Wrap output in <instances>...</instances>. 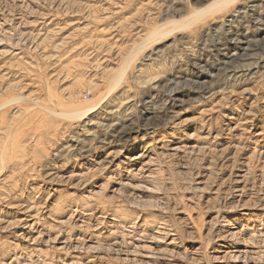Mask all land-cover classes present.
I'll list each match as a JSON object with an SVG mask.
<instances>
[{
	"label": "rangeland",
	"instance_id": "obj_1",
	"mask_svg": "<svg viewBox=\"0 0 264 264\" xmlns=\"http://www.w3.org/2000/svg\"><path fill=\"white\" fill-rule=\"evenodd\" d=\"M209 1L0 0V264H264V0Z\"/></svg>",
	"mask_w": 264,
	"mask_h": 264
},
{
	"label": "bare ground",
	"instance_id": "obj_2",
	"mask_svg": "<svg viewBox=\"0 0 264 264\" xmlns=\"http://www.w3.org/2000/svg\"><path fill=\"white\" fill-rule=\"evenodd\" d=\"M235 0H211V1H209L208 3H206V4H204V6L201 8V9H199V10H197V11H194V12H191V13H189L184 19H182V20H180L179 22L176 20V21H174V20H172V19H168L166 22L169 24V23H172L171 25L173 26L172 28L173 29H175V28H177V30L176 31H178L179 30V28H180V23L181 24H183V26H185V27H187L188 25L189 26H195L197 23H199L202 19H204V17H206L207 15L208 16H215L216 14H218V13H220L222 10H224L225 8L227 9V7L230 5V4H232L233 2H234ZM168 13V12H167ZM166 18V17H165ZM261 20V19H260ZM262 21V20H261ZM177 22V23H176ZM259 22V21H258ZM169 26V25H168ZM162 26H158V27H156V29H162L161 28ZM166 27V26H165ZM182 29H184V27H182ZM181 29V30H182ZM172 30V29H171ZM170 31V30H169ZM168 32V31H167ZM167 32L165 33V34H167ZM170 32H173V31H170ZM168 33V34H172V33ZM174 33V32H173ZM158 34H159V32H158V30H155V31H152V33H151V39L149 38V40H153V38L155 37V39L157 38V36H158ZM163 35V34H162ZM161 36V35H160ZM148 37H150V36H148ZM147 37V38H148ZM146 38V39H147ZM159 38V37H158ZM149 42V41H148ZM155 42V41H154ZM150 45V44H149ZM140 46V45H139ZM140 48V47H139ZM141 49V48H140ZM140 49H137V50H139L140 51ZM136 50V51H137ZM136 55V52H135V54H134V56ZM134 58V57H133ZM133 58H132V60H133ZM259 59V58H258ZM131 60V61H132ZM264 60V59H263ZM130 62V61H129ZM128 62V63H129ZM257 62L258 61H256L255 62V64L257 65ZM127 63V62H126ZM131 63V62H130ZM253 63V62H252ZM250 64V63H249ZM252 65V64H251ZM250 65V66H251ZM248 66V65H247ZM125 67V66H124ZM249 67V66H248ZM120 70H121V68H120ZM120 73H122V71L120 72ZM119 74V73H118ZM123 75V74H122ZM112 80V79H111ZM119 80V83H120V79H118ZM117 80V81H118ZM116 81V82H117ZM110 82V81H109ZM111 82H113V81H111ZM110 82V83H111ZM115 83V82H114ZM117 84H118V82H117ZM117 84H116V86H117ZM108 86H109V84H108ZM114 87H115V85H114ZM109 88H110V86H109ZM112 88H113V86H112ZM108 89V88H107ZM114 89V88H113ZM109 90H111V88L109 89ZM110 92V91H109ZM108 95H109V93H108ZM106 96V95H105ZM98 106V105H97ZM96 109V108H95ZM90 110H93V109H90ZM88 111V109L87 110H83V111H80V112H75L73 115H79V116H81L80 118H86V120L88 119V120H90L91 118H92V116H90L89 114L92 112V111ZM93 113V112H92ZM95 113V112H94ZM62 115V114H61ZM64 115V114H63ZM70 115V114H69ZM65 116V115H64ZM75 116H73V117H75ZM72 117V116H71ZM95 117H96V115H95ZM68 118V117H67ZM76 119V118H75ZM78 120V119H77Z\"/></svg>",
	"mask_w": 264,
	"mask_h": 264
}]
</instances>
